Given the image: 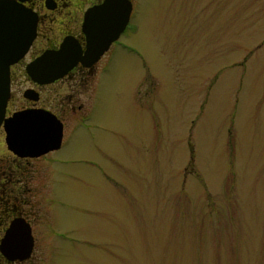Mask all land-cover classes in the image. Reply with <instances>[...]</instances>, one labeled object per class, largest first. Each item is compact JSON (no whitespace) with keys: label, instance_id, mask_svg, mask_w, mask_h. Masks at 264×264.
I'll use <instances>...</instances> for the list:
<instances>
[{"label":"rangeland","instance_id":"rangeland-1","mask_svg":"<svg viewBox=\"0 0 264 264\" xmlns=\"http://www.w3.org/2000/svg\"><path fill=\"white\" fill-rule=\"evenodd\" d=\"M259 1L137 0L88 120L32 164L35 264H264Z\"/></svg>","mask_w":264,"mask_h":264},{"label":"flooded vegetation","instance_id":"flooded-vegetation-1","mask_svg":"<svg viewBox=\"0 0 264 264\" xmlns=\"http://www.w3.org/2000/svg\"><path fill=\"white\" fill-rule=\"evenodd\" d=\"M12 1L33 17L35 35L24 56L9 66V98L3 118L5 120L17 112L22 113L31 109L50 113L62 126V139L59 145L61 148L63 134L73 128L76 122L83 123L88 120L91 108L89 103L95 96L100 77L110 73V60L116 52L125 51V38L130 32L131 17L137 0H121L123 14L125 3L128 1L130 4L128 21L96 62L88 67L77 63L63 77L43 84L34 81L27 74V65L46 52L59 51L63 44L77 47L83 56L87 51L88 32L94 31L98 38L99 35L104 36L105 33L114 30L112 26L116 12L113 6L109 7L105 4L106 0ZM261 5L263 4L258 3V7ZM88 87L91 88L90 91H86ZM83 96H86L90 102L81 103ZM3 124L4 122L0 126V264H35L36 207L34 189L31 186L35 171L32 164L46 160L50 168L51 162L48 158L60 148L37 158L19 157L6 146ZM67 126L70 128L67 129ZM13 222H17L15 245L32 241V248L27 258L8 259L1 250L5 235Z\"/></svg>","mask_w":264,"mask_h":264},{"label":"water","instance_id":"water-1","mask_svg":"<svg viewBox=\"0 0 264 264\" xmlns=\"http://www.w3.org/2000/svg\"><path fill=\"white\" fill-rule=\"evenodd\" d=\"M105 4L114 8V30L104 36L88 32L87 51L82 56L77 47L63 44L59 51L46 52L27 65V74L41 84L50 83L63 77L73 66L81 63L88 67L96 62L114 41L128 21L131 10L128 1L124 14L121 0H106ZM120 11V12H119ZM88 23V22H87ZM35 35V20L21 6L12 0H0V126L6 134L5 142L9 151L19 157L37 158L48 152L58 150L62 139V126L48 112L29 110L17 112L4 120L5 107L9 98V66L20 60ZM10 40V41H9ZM9 41V46L7 43ZM16 223L7 231L2 243V252L12 259H24L29 256L32 241L15 245Z\"/></svg>","mask_w":264,"mask_h":264}]
</instances>
